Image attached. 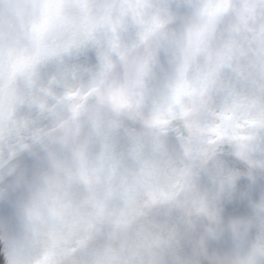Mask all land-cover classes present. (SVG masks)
<instances>
[{"label": "clouds", "instance_id": "obj_1", "mask_svg": "<svg viewBox=\"0 0 264 264\" xmlns=\"http://www.w3.org/2000/svg\"><path fill=\"white\" fill-rule=\"evenodd\" d=\"M0 264H264V0H0Z\"/></svg>", "mask_w": 264, "mask_h": 264}]
</instances>
